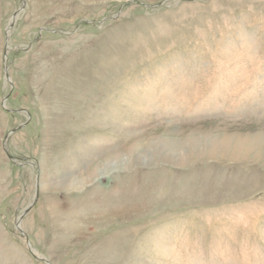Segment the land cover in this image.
I'll return each mask as SVG.
<instances>
[{"label":"rangeland","instance_id":"374dc122","mask_svg":"<svg viewBox=\"0 0 264 264\" xmlns=\"http://www.w3.org/2000/svg\"><path fill=\"white\" fill-rule=\"evenodd\" d=\"M0 264H264V0H0Z\"/></svg>","mask_w":264,"mask_h":264},{"label":"water","instance_id":"95a60500","mask_svg":"<svg viewBox=\"0 0 264 264\" xmlns=\"http://www.w3.org/2000/svg\"><path fill=\"white\" fill-rule=\"evenodd\" d=\"M14 20H15V18H13V22H14ZM25 240H26V244H27L28 249H29L31 252H33L29 240H28L27 238H26Z\"/></svg>","mask_w":264,"mask_h":264},{"label":"bare ground","instance_id":"6f19581e","mask_svg":"<svg viewBox=\"0 0 264 264\" xmlns=\"http://www.w3.org/2000/svg\"><path fill=\"white\" fill-rule=\"evenodd\" d=\"M19 228H20V226H19Z\"/></svg>","mask_w":264,"mask_h":264}]
</instances>
